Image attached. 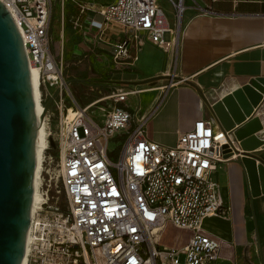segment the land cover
<instances>
[{
	"label": "built area",
	"instance_id": "obj_1",
	"mask_svg": "<svg viewBox=\"0 0 264 264\" xmlns=\"http://www.w3.org/2000/svg\"><path fill=\"white\" fill-rule=\"evenodd\" d=\"M56 1L0 0L14 16L29 66L39 70L40 88L49 95L60 89L53 140L62 155V189L56 192L64 194L66 206L50 202L48 195L37 204L28 230V264H215L223 244L203 225L227 215L214 173L237 157L238 141L215 119L197 120L173 146L152 141L147 126L157 109L143 115L140 105L130 107L129 97L142 90L129 87L84 107L75 101L67 106L66 83L50 49ZM166 1L173 26L161 0H115L92 8L103 20L92 21L93 27L116 23L132 33L115 46L114 60L129 58L132 41L176 49L185 0ZM112 142L120 145L110 149ZM169 226L191 234L185 245L161 244Z\"/></svg>",
	"mask_w": 264,
	"mask_h": 264
},
{
	"label": "crops",
	"instance_id": "obj_2",
	"mask_svg": "<svg viewBox=\"0 0 264 264\" xmlns=\"http://www.w3.org/2000/svg\"><path fill=\"white\" fill-rule=\"evenodd\" d=\"M185 5L182 32L176 47V66L171 68L172 59L169 57L168 66L156 75L179 77L190 83L179 79L165 80L166 84L161 86V90L152 91L157 95L147 104L140 99L146 92L138 96L143 115L157 109L151 119L161 118L154 134L149 133L148 123L149 138L169 146L176 144L181 133L192 130L197 120L215 119L221 127L211 107L253 80L264 79V0H185ZM89 11L79 45L81 50L76 51L86 58V64L80 69L90 72L93 67H104L120 82H138L140 78L131 67L137 62L144 68L149 66L152 57L148 45H154L145 41L139 47L132 41L129 44V58L114 60L115 46L132 39V33L116 23L104 24L101 29L93 27L92 21L103 20L93 10ZM172 11L168 13L171 26L175 22ZM159 50L170 53L175 48ZM57 54H54L55 57ZM127 66L130 69L128 72L114 73L116 69ZM83 78L68 71L66 84L72 81L70 87L75 82L86 86L97 83L93 78ZM73 98L81 107L89 104H81L74 95ZM71 103L74 104L73 101ZM253 117L259 118L264 127V97ZM170 120H174L178 127L168 132L164 123ZM180 122H185V125L179 126ZM255 136L264 139V129ZM243 153L238 144L237 157L219 165L214 173L228 208L226 216L208 218L203 225L206 233L223 244L220 259L215 264H264V194L253 195L247 170L241 161ZM248 154L258 164L264 165V145ZM190 235L188 233L186 243Z\"/></svg>",
	"mask_w": 264,
	"mask_h": 264
},
{
	"label": "water",
	"instance_id": "obj_3",
	"mask_svg": "<svg viewBox=\"0 0 264 264\" xmlns=\"http://www.w3.org/2000/svg\"><path fill=\"white\" fill-rule=\"evenodd\" d=\"M173 79L186 81L168 75L114 84L145 85ZM59 94L60 89H57L44 104L43 119ZM263 97L264 79L258 78L211 107L221 127L233 133L244 151L241 161L254 196L264 194V165L258 164L248 153L264 145V139L255 136L264 127L259 118L251 117ZM49 142L56 148L52 138ZM34 146L35 123L28 59L18 27L9 10L0 2V264H22L31 220Z\"/></svg>",
	"mask_w": 264,
	"mask_h": 264
},
{
	"label": "rangeland",
	"instance_id": "obj_4",
	"mask_svg": "<svg viewBox=\"0 0 264 264\" xmlns=\"http://www.w3.org/2000/svg\"><path fill=\"white\" fill-rule=\"evenodd\" d=\"M113 0H57L53 6L52 14H51V23H50V31L49 37H51V49L54 54L58 53L55 57L60 70L63 73V78L66 83L67 72L75 73V76H80L81 78L90 77L93 78L97 83H89L90 85L86 86L85 84H81V82H75L70 87L66 85L64 97L66 98L67 106H71V101L74 102L73 95L78 99L81 104H90L97 99L109 95L116 91L120 86H125L129 88H133L135 90L142 89H155L161 87L166 84L165 80H159L153 83L139 85V84H124V85H115L114 82H120L116 80V77H113V74H108L105 71L104 67H93V70L90 72L85 71L84 69H80L84 67L86 64V58L76 53V51H80L81 46L80 42L82 41V37L84 34V25L87 19V15L89 14V10H93L92 8H98L99 6L106 5ZM165 10L168 13H171L172 7L166 0H161ZM85 11L83 12V10ZM166 39H169L168 34L166 35ZM148 45V44H147ZM56 47V49H55ZM149 50L151 49V57L149 66L146 68L139 65L137 62L133 67H131L133 73L136 70V74L139 76L140 80L138 82L163 76L156 75L161 72L162 69L168 66L169 57H171V68L174 69L177 63V50L171 51L170 53H163L159 49L154 46L148 45ZM55 56V55H54ZM85 59V60H84ZM114 62V61H113ZM131 62L134 63L132 60ZM75 63V65H73ZM130 66V65H129ZM134 68V69H133ZM128 66L125 68H121L120 70H115L114 73H124L128 72ZM155 75V76H154ZM152 76V77H151ZM118 77V76H117ZM83 78V79H84ZM111 79H114L111 81ZM113 82V83H109ZM130 82V81H123ZM108 83V84H107ZM106 84V85H103ZM69 87V88H68ZM51 95H49V90H45L41 88L42 95V105L49 100V98L53 95L56 90H50ZM103 93L100 95V93ZM76 93V94H75ZM157 93H145L140 96V99L143 104H147L148 101H151ZM138 97H129L128 104L133 109L138 104ZM97 114L100 113L99 109H95ZM148 110V109H147ZM96 114V115H97ZM45 119V129L47 133H52V136L56 133L59 126L60 121V112L54 105L46 114ZM160 116H158L155 120L151 119L149 122V133L154 134L155 130L158 128V123L161 122ZM185 122H180L179 126H184ZM178 125L174 120H170L168 123H164V128L167 129L168 132L173 131ZM159 129H161L159 127ZM163 129V128H162ZM158 130V129H157ZM164 131V129H163ZM82 133V130H80ZM55 142V141H54ZM56 143V142H55ZM120 144H116L112 142L110 144V149L118 148ZM61 151L59 150L57 144L56 148H53L49 142V148L45 152L43 168L40 176V187L39 191L42 195V200L46 199V195L50 198V202L54 203L58 201L60 205L65 208V196L63 193L58 194L56 191L58 189H62V179L60 177V169H61ZM47 193V194H46ZM57 195V196H56ZM54 197V198H53ZM58 199V200H57ZM189 232L181 231L175 229L172 226H169L165 233L163 234L161 244L166 246H175L180 247L185 245L186 238ZM180 260H184V254L180 256Z\"/></svg>",
	"mask_w": 264,
	"mask_h": 264
},
{
	"label": "bare ground",
	"instance_id": "obj_5",
	"mask_svg": "<svg viewBox=\"0 0 264 264\" xmlns=\"http://www.w3.org/2000/svg\"><path fill=\"white\" fill-rule=\"evenodd\" d=\"M12 18L14 16L10 13ZM29 76L32 94V104L34 110V123H35V146H34V181H33V193H32V207L31 216L34 212L37 204L42 201V195L39 191L40 176L43 168V162L45 152L49 148L48 133L45 129V121L43 119L44 106L42 105L41 99V88H40V73L39 70L30 65ZM163 87L155 89H142L141 93L152 92L155 90H161ZM29 254V238L27 236L26 245L24 249L22 264H28Z\"/></svg>",
	"mask_w": 264,
	"mask_h": 264
},
{
	"label": "trees",
	"instance_id": "obj_6",
	"mask_svg": "<svg viewBox=\"0 0 264 264\" xmlns=\"http://www.w3.org/2000/svg\"><path fill=\"white\" fill-rule=\"evenodd\" d=\"M166 230H167V229H166ZM80 264H85V263L82 262V263H80Z\"/></svg>",
	"mask_w": 264,
	"mask_h": 264
}]
</instances>
